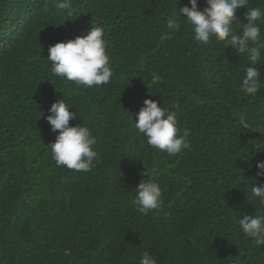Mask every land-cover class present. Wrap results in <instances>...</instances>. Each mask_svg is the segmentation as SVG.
Segmentation results:
<instances>
[{"label":"trees","instance_id":"trees-1","mask_svg":"<svg viewBox=\"0 0 264 264\" xmlns=\"http://www.w3.org/2000/svg\"><path fill=\"white\" fill-rule=\"evenodd\" d=\"M176 2L72 0L60 11L56 0H0V264H139L145 251L156 264H264V245L238 226L255 215L251 187L264 182L255 167L264 161V80L255 97L240 93L246 58L214 39L199 46L183 14L162 41ZM257 6L264 0H249ZM246 12H235L236 34ZM96 26L111 82L87 88L53 76L49 46ZM248 67L264 78V64ZM60 98L78 114L70 126L97 139L88 172L52 159L58 132L46 117ZM145 99L175 113L189 149L172 156L136 132ZM147 179L164 203L142 215L132 201Z\"/></svg>","mask_w":264,"mask_h":264},{"label":"clouds","instance_id":"clouds-1","mask_svg":"<svg viewBox=\"0 0 264 264\" xmlns=\"http://www.w3.org/2000/svg\"><path fill=\"white\" fill-rule=\"evenodd\" d=\"M178 10L166 20L167 31L161 40L171 39L180 29L181 14L184 23L190 26L193 39L201 47L223 42L239 56L247 60L245 74L238 84V91L245 96L255 97L261 90V72L249 65L264 64V35L260 23L264 21V7H248L249 0H206L207 6L200 10L197 0H188L190 6ZM55 7L60 11H70L72 0H56ZM238 8H247L246 24L242 32L232 31L235 12ZM102 27H92L82 36L66 42H57L49 46L47 59L51 62L50 72L55 77L64 78L87 88L107 85L113 78L107 42ZM133 123L138 134H142L149 146L175 156L190 147L189 133L185 130L179 134L178 122L173 111L158 106L157 101L145 99ZM71 109L62 98L57 99L48 109L46 120L50 130L57 133L55 142L50 143L51 156L57 166H65L69 170L88 172L98 162L94 146L96 137L87 126L76 124L77 112ZM257 177H264V161L255 165ZM251 195L257 203L255 215L244 214L238 219L240 231L257 246L264 245V182L251 187ZM162 190L158 182L141 180L135 187V198L132 201L136 211L147 215L153 210L159 211L163 206ZM139 264H156V259L147 251L142 253Z\"/></svg>","mask_w":264,"mask_h":264}]
</instances>
